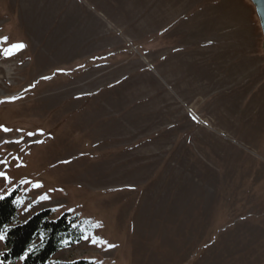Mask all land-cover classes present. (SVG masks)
I'll use <instances>...</instances> for the list:
<instances>
[{"label": "rangeland", "instance_id": "rangeland-1", "mask_svg": "<svg viewBox=\"0 0 264 264\" xmlns=\"http://www.w3.org/2000/svg\"><path fill=\"white\" fill-rule=\"evenodd\" d=\"M262 40L249 0H0V198L74 216L51 261L264 264Z\"/></svg>", "mask_w": 264, "mask_h": 264}, {"label": "trees", "instance_id": "trees-1", "mask_svg": "<svg viewBox=\"0 0 264 264\" xmlns=\"http://www.w3.org/2000/svg\"><path fill=\"white\" fill-rule=\"evenodd\" d=\"M17 215L14 194L0 198V235L5 245L0 264H97L82 258L51 261L59 250L82 239L83 231L74 216L64 212L54 218L50 209H44L18 223Z\"/></svg>", "mask_w": 264, "mask_h": 264}, {"label": "water", "instance_id": "water-1", "mask_svg": "<svg viewBox=\"0 0 264 264\" xmlns=\"http://www.w3.org/2000/svg\"><path fill=\"white\" fill-rule=\"evenodd\" d=\"M254 6L256 16L262 31V47L264 51V0H249Z\"/></svg>", "mask_w": 264, "mask_h": 264}, {"label": "snow or ice", "instance_id": "snow-or-ice-1", "mask_svg": "<svg viewBox=\"0 0 264 264\" xmlns=\"http://www.w3.org/2000/svg\"><path fill=\"white\" fill-rule=\"evenodd\" d=\"M6 39V38H5ZM24 45H22V44H17V45H12V47H14V48H21V47H23ZM0 127H2V126H0ZM5 130H7V129H5ZM0 175H5L4 173H0ZM36 186H40L39 184H37ZM42 198H47V197H42ZM0 238H2V237H0Z\"/></svg>", "mask_w": 264, "mask_h": 264}, {"label": "bare ground", "instance_id": "bare-ground-1", "mask_svg": "<svg viewBox=\"0 0 264 264\" xmlns=\"http://www.w3.org/2000/svg\"><path fill=\"white\" fill-rule=\"evenodd\" d=\"M5 70H6L5 72H6L7 74H9V70H10V69L6 68ZM1 71H2V70H1ZM1 71H0V72H1Z\"/></svg>", "mask_w": 264, "mask_h": 264}]
</instances>
